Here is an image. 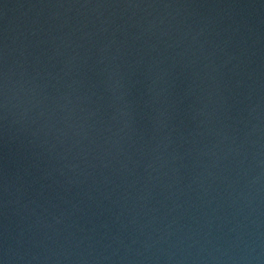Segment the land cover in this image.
Listing matches in <instances>:
<instances>
[{
	"label": "water",
	"instance_id": "water-1",
	"mask_svg": "<svg viewBox=\"0 0 264 264\" xmlns=\"http://www.w3.org/2000/svg\"><path fill=\"white\" fill-rule=\"evenodd\" d=\"M0 264H264V0H0Z\"/></svg>",
	"mask_w": 264,
	"mask_h": 264
}]
</instances>
